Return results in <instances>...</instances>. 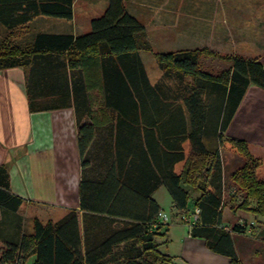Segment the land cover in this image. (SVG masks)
Instances as JSON below:
<instances>
[{"label": "trees", "instance_id": "1", "mask_svg": "<svg viewBox=\"0 0 264 264\" xmlns=\"http://www.w3.org/2000/svg\"><path fill=\"white\" fill-rule=\"evenodd\" d=\"M73 2L0 0V23L6 28L0 42V65H13L27 57L52 64L59 59L55 53L63 56L73 91L82 94L86 87L100 92L102 103L91 111L85 107L91 113V125H81L78 139L83 234L75 210L57 221L42 223L35 218L32 232L16 242L0 244V264H19L29 255L34 256L32 264H171V257L158 249L162 243L158 237L165 236L168 225L156 218L159 205L151 197L160 185L183 212L188 189L198 193L194 207L200 210L199 218L190 234L205 238L209 249L228 256V264H242L230 231L219 227L223 199L218 147L228 141L243 158L229 175L228 186L242 193L233 210L264 215V179L257 176L260 161L251 156L245 141L224 135L246 88L250 84L264 88V64L255 57L220 55L231 64L213 74L199 67V56L213 55V50L154 52L164 72L176 75L184 85L171 92L158 82L152 85L138 54L144 26L127 12L123 0H107L103 13L90 21L88 32H37L31 42L13 41L19 28H26L25 23L37 15L70 19ZM60 64L52 65L59 68ZM130 116L141 117L142 149L138 153L121 150L122 128H135L136 123L126 121ZM184 140L189 141L187 156ZM181 161L180 170L175 171L174 164ZM22 202L0 181L1 207L15 211ZM91 214L101 216L99 224L105 228L111 227L114 216L127 221L121 228L91 238ZM244 226L236 223L232 230L243 232ZM91 243L100 247L91 251ZM121 243L125 248L114 250Z\"/></svg>", "mask_w": 264, "mask_h": 264}, {"label": "crops", "instance_id": "2", "mask_svg": "<svg viewBox=\"0 0 264 264\" xmlns=\"http://www.w3.org/2000/svg\"><path fill=\"white\" fill-rule=\"evenodd\" d=\"M168 1L167 6L164 2L153 4L151 22H157L158 25L166 28L173 24L174 19L172 20L170 15H173L174 12H176L174 14L183 15V17H187V13H190L189 17H191V12L187 10L193 9L192 3L190 9H187L185 3L182 5ZM91 3L98 4L93 0ZM178 6H181L182 13L178 12L179 8L176 9ZM106 7L107 0H101L98 8L99 13L95 15L101 14ZM166 8L169 12L167 19L162 18V16H166ZM72 15L74 14L72 13ZM35 17L31 20H34ZM31 20L25 25H28ZM185 22L186 19L181 24ZM0 25L2 24L0 23ZM235 25L234 34L232 33L231 36L233 42L239 39V29H236L238 26ZM205 26L206 30L201 34L206 36V40L213 41L214 38L209 33L216 36V25L207 26L206 24ZM167 31H169L168 36H157V40L172 41L171 36L175 33L182 36V32L188 34L193 30H190L186 24L181 29L178 28V24H174V28ZM44 32L71 33L73 35L85 33ZM147 36L149 39V33ZM215 38L219 41L227 39L218 35ZM256 40L264 43L262 36ZM256 40L254 38L255 42ZM247 53L245 57L258 58L264 64V47L259 46L255 52ZM53 54L59 56V59H53L52 64L59 61L61 63L59 68L48 64L43 59L37 61L31 60L29 57L23 58L13 65H0V181L4 182L13 194L23 199L22 204L15 211L0 206V241L2 242H16L22 234H25L20 232V227L15 222L17 220L15 214L22 206L46 208L53 212V216L47 218L45 222L48 220L57 221L69 211L75 210L79 215L80 230L83 234V213L79 210V184L82 175L79 131L82 124L91 125V113L88 114V108L85 107H89L91 111V107L96 108L102 101L100 102V92L97 88L84 90L85 87L82 94L78 90L73 91L69 81V71L62 65L63 56ZM138 54L145 66L147 55L141 49ZM150 83L156 84L152 81ZM126 121H133L136 124L134 129L128 125L122 128V136L125 139L122 141L121 150L125 153H138L142 149V140L140 142L139 139L142 138V124H138L141 117L130 116V118H126ZM224 135L244 140L251 156L260 161L257 173H264V88L254 84H250L246 88ZM225 147L228 149L224 150ZM218 151L221 160L223 199L219 227L230 231L235 255L242 264H264V215H255L242 209L233 210L234 208L229 205H224L228 193L225 190V172L230 175L243 163V160L231 148L228 141L219 145ZM177 164L175 163L173 166L175 171H177ZM137 172H135V177ZM158 189L159 186L152 192L151 197L159 205V210H162L157 195ZM188 190L191 193L195 192L191 189ZM231 190H235V188L231 187ZM195 194L196 197L191 207L195 206L198 197V193ZM229 194L233 195V193ZM169 200L172 208L179 210L175 207L170 194ZM250 202L252 205L254 204V200ZM188 207L187 203L185 210ZM238 211L243 213L239 214ZM235 214H238V219H235ZM126 221L127 219L124 217L114 216L111 227L105 228L99 224L102 222V217L98 214H91V225L88 230L89 232L91 230V238L104 236L107 229L109 231L121 228V223ZM183 222L186 226L179 224L170 226L168 224L165 236L157 238L159 242H162L158 249L161 251L162 248V252L171 257V264L229 263L228 256L209 249L205 238L191 235V225L186 221ZM236 223L245 224L243 232L232 230ZM90 246L91 251L100 247L96 243H91ZM113 248L121 251L125 248V243Z\"/></svg>", "mask_w": 264, "mask_h": 264}, {"label": "rangeland", "instance_id": "3", "mask_svg": "<svg viewBox=\"0 0 264 264\" xmlns=\"http://www.w3.org/2000/svg\"><path fill=\"white\" fill-rule=\"evenodd\" d=\"M93 1L97 2L98 4L96 5L94 3H91V0H74V6L72 10V13L74 15H72L70 19L37 15L34 20H31L29 22L26 28H19L20 32L13 38V41L17 43L31 42L37 32L44 31H69L76 32L78 34L81 32H88L90 30V21L88 20H92L93 18H96L103 13L102 12L101 14L95 15L99 13L98 8L101 0ZM170 1L175 4L177 3L182 5L183 3H185L184 5H186L187 9H190V6L192 5L193 9H191L190 11L187 10L188 12H191V17H189L190 13H187V17H183V15L180 16L179 14H174L176 13L174 12L173 15H170L172 16V20L174 19L173 24L170 27L166 26V28H164V26L158 25L157 22H151L153 19L151 16V10L154 3L161 4L164 2L165 6H167L169 2L168 0H123L127 12L135 16L137 20H139V22L144 26V31L141 39L143 42L141 46L143 47L141 48V50L145 53V55H147L146 65L144 66V68L149 77V80L156 83L158 82L160 86L167 88L168 91L170 90L169 92L181 86L183 83H181L176 75L170 73L167 74L164 72L162 66L157 62L154 56V52H168L182 48H205L207 50H213L215 52L213 55L202 54L199 56V67L200 69L209 71L213 74H217L223 69L228 68L231 64L230 60L224 59L221 56L224 57L231 54L245 57L246 54H248L247 52L252 53L253 51L255 52V50H257L259 46L264 47V43H260L258 42V40H256L261 36L264 37V0ZM206 4L210 6H206ZM180 7L181 6H178L176 9L179 8L178 12L182 13ZM165 10L167 12V8ZM168 13L169 12L166 13V16H162V18L165 17L167 19ZM182 19H186V22L184 24H181V22H183ZM174 24H178V28L180 29L183 25L186 24V26H188V28L193 31L188 34H183L182 32V36H179L178 33H175L172 36L170 34V36L173 38L172 41H158L157 36H168L169 31L167 30H172L174 28ZM206 24L207 26L216 25V36H224L227 39L219 41L215 38V35L209 33V35H211L214 40H206V36L204 37V35L201 34L205 32ZM235 24L239 27L236 28L239 29V39L233 42V38H231V36L232 33L234 34L233 29ZM5 32L6 28L3 25H0V42ZM194 32H196V34H194ZM148 33L149 39L147 38ZM202 38L204 39L201 40ZM254 38L256 42L254 41ZM226 147L224 148V150L228 149ZM182 148L184 155L187 156L189 153L188 140H184L182 142ZM239 156L241 157L240 159L243 160L242 156ZM181 166L182 161L178 162L176 166L177 171L180 170ZM228 176L229 175L225 172V190L228 192L225 199L227 200L228 198V201L225 200L224 205H229V207L234 208L239 202H241L242 193L236 190V187H234L235 190L230 191L231 186L228 185L231 184ZM257 176L260 179H264V173L262 172H258ZM189 193L190 196L188 198V204L190 208L188 207L187 211H190L192 209L191 205L194 198L196 197V192ZM229 193H233L234 196L230 195ZM157 195L162 211H165L169 216L168 224L170 226L173 224L186 226L185 223L180 219L181 213L183 211L172 208V206L170 205L169 193L164 185L159 186ZM237 213L241 214L243 212L238 211ZM15 216L17 219L15 222L16 225L20 227V232L28 234L32 232L33 220L35 218L44 223L47 218L53 216V212L46 210V208L22 206V208L17 212V214H15ZM235 219H238V214H235ZM1 243L2 241H0V244ZM33 261L34 256L29 255L19 264H32Z\"/></svg>", "mask_w": 264, "mask_h": 264}, {"label": "built area", "instance_id": "4", "mask_svg": "<svg viewBox=\"0 0 264 264\" xmlns=\"http://www.w3.org/2000/svg\"><path fill=\"white\" fill-rule=\"evenodd\" d=\"M199 208L194 207L192 211H185L181 213L180 219L186 221L188 224L192 225L199 218ZM157 216L161 222H168L169 216L166 212L159 210Z\"/></svg>", "mask_w": 264, "mask_h": 264}]
</instances>
